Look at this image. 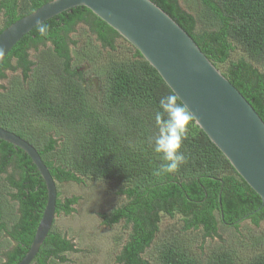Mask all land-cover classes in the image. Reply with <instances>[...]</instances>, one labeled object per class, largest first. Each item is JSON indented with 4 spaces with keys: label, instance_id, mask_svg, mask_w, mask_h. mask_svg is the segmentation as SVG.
Wrapping results in <instances>:
<instances>
[{
    "label": "trees",
    "instance_id": "obj_1",
    "mask_svg": "<svg viewBox=\"0 0 264 264\" xmlns=\"http://www.w3.org/2000/svg\"><path fill=\"white\" fill-rule=\"evenodd\" d=\"M49 1L0 0V33ZM150 1L213 65L226 64L223 76L264 122V0H193L187 8L177 0ZM79 24L87 27L100 49L87 43L88 49L71 55L69 46L78 41L69 36ZM119 39L127 45L125 53L102 61V50L115 52ZM236 50L243 56L229 60ZM80 62L93 67L97 85L92 92L83 74L87 66L79 70ZM6 71H19L20 79L7 87L0 84V128L35 149L55 183L105 181L125 197L99 216L107 226L123 220L131 228L119 264H149L142 255L158 232L160 214L179 215L181 231L200 230L202 239L220 238L219 225L237 231L243 221L254 227L264 221L259 196L194 120L181 149L186 163L174 173L161 172L162 155L152 150L148 137L157 131L159 98L172 92L139 52L88 9L75 7L34 27L1 62L0 81ZM46 199L44 181L30 158L0 140V264L23 259ZM78 200H61L57 191L55 215H70ZM238 242L227 247L221 243L201 260L204 252L197 256L183 239L168 236L154 247V258L156 264H264V232ZM73 251L70 240L52 224L32 262L64 264L63 254Z\"/></svg>",
    "mask_w": 264,
    "mask_h": 264
},
{
    "label": "water",
    "instance_id": "obj_2",
    "mask_svg": "<svg viewBox=\"0 0 264 264\" xmlns=\"http://www.w3.org/2000/svg\"><path fill=\"white\" fill-rule=\"evenodd\" d=\"M75 7L106 23L187 105L194 123L264 205V122L192 38L150 0H51L0 33V64L34 27ZM0 140L24 152L44 181L47 199L32 243L18 264H31L55 218L56 184L37 151L0 128Z\"/></svg>",
    "mask_w": 264,
    "mask_h": 264
},
{
    "label": "rangeland",
    "instance_id": "obj_3",
    "mask_svg": "<svg viewBox=\"0 0 264 264\" xmlns=\"http://www.w3.org/2000/svg\"><path fill=\"white\" fill-rule=\"evenodd\" d=\"M177 1L183 8L193 5V0ZM3 21V13L0 11V27L3 25ZM69 38L78 41L76 46H69L71 55H73L75 51L80 53L81 49H88L87 43H91L92 46L95 43L100 49L99 43L94 41V36L88 32L85 25H77L75 32L72 33ZM123 44L124 43L119 39L116 42L118 48L115 52H111L107 49L102 50V61H106L108 58H118L119 54L125 53L127 45ZM92 52L94 53V49ZM242 56L243 54L241 51L236 50L231 53L229 60L234 61ZM29 59L32 61L35 60V54L32 51H29ZM100 62L101 59L99 60V63ZM77 66L79 70L87 66L84 68L83 74L86 84L89 85V90L92 92L97 85L94 72L92 71L93 67L87 65L85 62H80ZM225 68L226 64L217 66V69L221 73ZM5 75L6 77L0 81V84L4 87H7L8 83H11L12 80L16 78L20 79L19 71H6ZM11 170L10 167L7 168V174L10 173ZM1 177H6V174ZM56 188L60 194L61 200L72 196L79 198L77 204L73 206L75 209L74 212L68 216L63 214L56 215L53 222L54 230L59 231L70 240L75 250L63 254L66 258L64 264H119L117 258L120 255L122 246L129 238L131 228L130 226H126L123 220L111 226H107L99 217L100 214L110 213L112 209L117 208L125 201L124 196L117 195V186L105 181L92 182L90 180H85L84 185L72 182L56 183ZM182 225L183 222L179 215L170 218L164 214H160L158 232L154 237L153 243L142 255V259H146L149 264H156L154 247L168 236H177L183 239L187 245H190L191 251L197 256L204 252V256H200L201 260H203L208 250L211 251L213 248L220 246L221 243L226 247L233 244L238 245V240L247 239L252 235L264 232V221L260 222L258 227H254L247 220L240 223L237 231L233 228L219 225L218 235L220 238L213 237L202 239L200 230L183 232L181 231ZM201 246L202 249H200Z\"/></svg>",
    "mask_w": 264,
    "mask_h": 264
},
{
    "label": "clouds",
    "instance_id": "obj_4",
    "mask_svg": "<svg viewBox=\"0 0 264 264\" xmlns=\"http://www.w3.org/2000/svg\"><path fill=\"white\" fill-rule=\"evenodd\" d=\"M40 30L43 32L44 28L41 27ZM192 120V112L176 93L159 98L158 108L154 112L157 131L155 135L148 137V144L155 153L162 155V173H174L186 163L187 158L181 149Z\"/></svg>",
    "mask_w": 264,
    "mask_h": 264
},
{
    "label": "flooded vegetation",
    "instance_id": "obj_5",
    "mask_svg": "<svg viewBox=\"0 0 264 264\" xmlns=\"http://www.w3.org/2000/svg\"><path fill=\"white\" fill-rule=\"evenodd\" d=\"M13 246V245H12ZM31 264H34L33 262Z\"/></svg>",
    "mask_w": 264,
    "mask_h": 264
}]
</instances>
